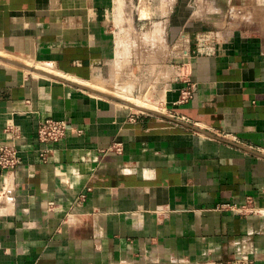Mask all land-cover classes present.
<instances>
[{
  "label": "crops",
  "instance_id": "1",
  "mask_svg": "<svg viewBox=\"0 0 264 264\" xmlns=\"http://www.w3.org/2000/svg\"><path fill=\"white\" fill-rule=\"evenodd\" d=\"M144 1L152 101L109 88L119 0H0V264H264V0Z\"/></svg>",
  "mask_w": 264,
  "mask_h": 264
},
{
  "label": "rangeland",
  "instance_id": "2",
  "mask_svg": "<svg viewBox=\"0 0 264 264\" xmlns=\"http://www.w3.org/2000/svg\"><path fill=\"white\" fill-rule=\"evenodd\" d=\"M145 3L144 0H119L114 16L116 19L114 28L117 55H120V57L117 63L118 72L115 70L116 73L113 75L112 85L109 88L119 87L125 89L128 95L132 94V96L151 99L153 96V75L152 73H138L140 71L136 67V61H146L151 52L152 34L150 33L151 28L148 26L149 21H139V19H142L140 9ZM150 17L152 20L153 15H150ZM143 40L148 41L150 45H147V42H142ZM137 51L139 54L143 51L142 55L133 58ZM121 65H125L126 71H122ZM159 108L161 111H165L160 105Z\"/></svg>",
  "mask_w": 264,
  "mask_h": 264
},
{
  "label": "built area",
  "instance_id": "3",
  "mask_svg": "<svg viewBox=\"0 0 264 264\" xmlns=\"http://www.w3.org/2000/svg\"><path fill=\"white\" fill-rule=\"evenodd\" d=\"M193 96L192 90H186L182 93V101L185 102L191 99ZM69 130V125L65 121H58L54 119H44L40 121L38 127V140L42 144L49 142H58L64 138ZM7 132L12 135L11 142L0 143V172L1 173H13L21 165V158L19 156L18 148L15 145V141L21 138V130L16 125H9ZM51 150L45 149L41 151V158L43 161H47L48 155ZM104 154H116L121 155L123 153V144L115 143L107 150L103 151ZM223 207H231L230 205H224ZM234 208V207H231ZM225 264H249L247 257H240L236 261H231Z\"/></svg>",
  "mask_w": 264,
  "mask_h": 264
},
{
  "label": "bare ground",
  "instance_id": "4",
  "mask_svg": "<svg viewBox=\"0 0 264 264\" xmlns=\"http://www.w3.org/2000/svg\"><path fill=\"white\" fill-rule=\"evenodd\" d=\"M122 3V2H121ZM98 89H99V91H102V92H104V93H106V92H109V93H112L113 95L114 94H116V95H118V97H122V96H120V94H118V93H116V92H111V91H109V90H106V89H104V88H101V87H97ZM97 89V90H98ZM127 97V96H126ZM135 97V96H134ZM133 97V98H134ZM123 99H125V100H129V101H131V103L133 102L134 103V105H136L139 109H141V110H155V111H161L160 110V108L159 107H155V106H153V104L151 105V104H149L148 102H147V100H142V99H129V98H125V97H123ZM151 102V101H150Z\"/></svg>",
  "mask_w": 264,
  "mask_h": 264
},
{
  "label": "water",
  "instance_id": "5",
  "mask_svg": "<svg viewBox=\"0 0 264 264\" xmlns=\"http://www.w3.org/2000/svg\"><path fill=\"white\" fill-rule=\"evenodd\" d=\"M85 89H86V90H89V91H92V92H96L95 90L90 89V88H88V87H85ZM96 93H97V92H96ZM104 95H105V94H104ZM106 96H108V97H112V98H115L116 100L121 101L122 103L128 105L129 107H131V108H133V109H136V110H139V111H143V110L139 109L136 105H134V104H132V103H130V102H128V101H125V100H123V99H120V98H118V97H114V96H110V95H106ZM143 112L152 113V114H155V115H158V116L167 117L166 115H164L163 113L158 112V111L145 110V111H143ZM200 131H201V130H200ZM201 132L204 133V134H206L207 136L213 137L212 134H210V133H208V132H206V131H201Z\"/></svg>",
  "mask_w": 264,
  "mask_h": 264
}]
</instances>
